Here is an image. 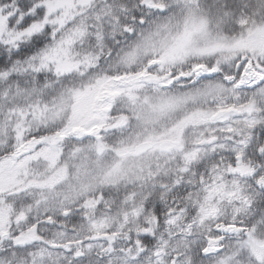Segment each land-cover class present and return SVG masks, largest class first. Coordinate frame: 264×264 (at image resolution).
Listing matches in <instances>:
<instances>
[{"label": "snow or ice", "instance_id": "6c2138e0", "mask_svg": "<svg viewBox=\"0 0 264 264\" xmlns=\"http://www.w3.org/2000/svg\"><path fill=\"white\" fill-rule=\"evenodd\" d=\"M0 264H264V0H0Z\"/></svg>", "mask_w": 264, "mask_h": 264}]
</instances>
